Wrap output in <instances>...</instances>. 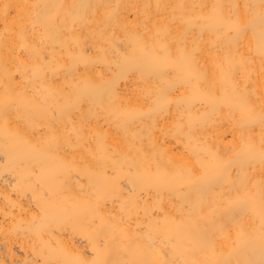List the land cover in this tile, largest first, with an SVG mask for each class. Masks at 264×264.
I'll return each instance as SVG.
<instances>
[{
  "label": "bare ground",
  "instance_id": "1",
  "mask_svg": "<svg viewBox=\"0 0 264 264\" xmlns=\"http://www.w3.org/2000/svg\"><path fill=\"white\" fill-rule=\"evenodd\" d=\"M0 264H264V0H0Z\"/></svg>",
  "mask_w": 264,
  "mask_h": 264
}]
</instances>
